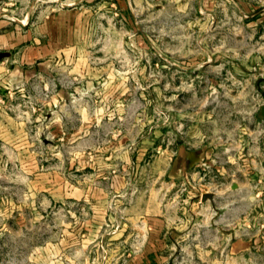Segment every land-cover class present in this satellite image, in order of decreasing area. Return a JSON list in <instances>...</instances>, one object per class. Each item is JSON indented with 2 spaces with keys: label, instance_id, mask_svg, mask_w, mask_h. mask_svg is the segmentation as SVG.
Instances as JSON below:
<instances>
[{
  "label": "rangeland",
  "instance_id": "1",
  "mask_svg": "<svg viewBox=\"0 0 264 264\" xmlns=\"http://www.w3.org/2000/svg\"><path fill=\"white\" fill-rule=\"evenodd\" d=\"M60 10L72 51L0 70V264H121L113 237L146 201L190 222L169 264H264V0H0V29Z\"/></svg>",
  "mask_w": 264,
  "mask_h": 264
},
{
  "label": "crops",
  "instance_id": "2",
  "mask_svg": "<svg viewBox=\"0 0 264 264\" xmlns=\"http://www.w3.org/2000/svg\"><path fill=\"white\" fill-rule=\"evenodd\" d=\"M74 12L76 11L60 10L57 12L59 22H56L55 18H53L56 17V14H54L51 19L45 21L44 30L41 31L39 30V25L33 28L34 31L31 29L21 31L15 27H8L6 30L3 28L0 29V53H4L0 56V63L3 62V64H6L4 60L10 58L7 62L10 63L11 67L1 65L0 70L2 73L25 78L28 75L37 76V73L42 70L38 66L40 61L43 59L50 61V59H54V56L64 57L69 54L72 51V43L74 42L71 38L80 26L77 22L72 21L74 19ZM63 16H67L68 18L66 25L60 20ZM4 25L6 23L0 19V27ZM71 33L73 34L72 36ZM54 69L55 66L52 67L51 71L54 72ZM49 84L54 85L53 81ZM3 104L0 103V108H2ZM1 118L4 120H0V137H14L10 131V125H6L4 122H11L15 118L7 113L5 115L2 114ZM16 134L20 136L19 132ZM177 151L178 154L174 157L175 161L179 160L181 163H186L190 167L192 164L190 158L193 151L198 154L194 162L198 161L200 152L195 149L179 147ZM172 161L173 158L170 157L164 169V173L170 177H173L174 172V169L171 168ZM77 192V190H71L70 197H73L75 194L78 195ZM59 193H62L61 190H59ZM208 201L211 202L212 200ZM206 202L207 200L201 199L200 201H193L192 207L203 208ZM177 206L175 208L180 209ZM170 208H172V203L170 204L169 202L146 201L145 206L140 205L138 208L136 207L139 210L133 220H130L129 223L126 221L121 222L122 226L119 228L120 235L113 237L114 239L112 241L122 245L116 255L117 259L123 260L121 264H169L166 258L172 254V250L180 246L179 249L182 251L183 248L180 242L183 241L182 239L186 234L185 229L189 227L190 222L181 217L183 216V212H178V215L169 211ZM0 218H4V216H0ZM5 218L7 221L0 224V236L5 230L7 232L12 230V227L8 223L9 213H5ZM130 227L133 229L128 231ZM192 229L193 227H191ZM130 244L132 245L131 247H129ZM134 244H136L135 248L133 247Z\"/></svg>",
  "mask_w": 264,
  "mask_h": 264
},
{
  "label": "water",
  "instance_id": "3",
  "mask_svg": "<svg viewBox=\"0 0 264 264\" xmlns=\"http://www.w3.org/2000/svg\"><path fill=\"white\" fill-rule=\"evenodd\" d=\"M1 54H4V53H0V56H1ZM263 96H264V94H263ZM258 114H260V116L261 117H263L264 118V97H263V101H262V103L259 105V110H258ZM198 156V154H197V152H192V156H191V158H190V162H194V159L196 158ZM233 188H235V185L233 186ZM212 196H213V193L212 192H208V191H206V192H203L202 194H201V200H206L207 198L208 199H211L212 198ZM171 264H176V263H171Z\"/></svg>",
  "mask_w": 264,
  "mask_h": 264
}]
</instances>
